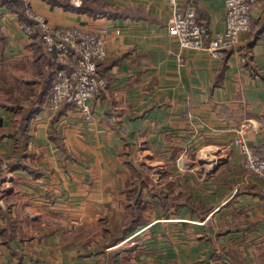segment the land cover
<instances>
[{
  "label": "crops",
  "instance_id": "obj_1",
  "mask_svg": "<svg viewBox=\"0 0 264 264\" xmlns=\"http://www.w3.org/2000/svg\"><path fill=\"white\" fill-rule=\"evenodd\" d=\"M250 1V30L215 56L168 33L166 0H30L54 26L105 29L109 86L86 118L48 107L57 57L0 0V264H264V175L233 143L264 156V0ZM187 5L205 43L224 31V0Z\"/></svg>",
  "mask_w": 264,
  "mask_h": 264
},
{
  "label": "built area",
  "instance_id": "obj_2",
  "mask_svg": "<svg viewBox=\"0 0 264 264\" xmlns=\"http://www.w3.org/2000/svg\"><path fill=\"white\" fill-rule=\"evenodd\" d=\"M30 23L20 21L22 30L28 36L39 33L46 51L57 57L63 66L52 84L48 107L57 110L67 104L79 110L86 118L92 117L88 100L109 86V80L99 73L100 63L107 57L103 33L105 29L93 32L80 26L58 27L48 18L35 11L29 0H21ZM173 10L168 33L177 39L181 47L207 49L215 56L236 45L240 35L251 28V1L224 0L225 29L208 36L207 28L198 22L195 8L187 5L181 9V0H166ZM100 13L97 16H103ZM247 124L243 126L246 127ZM243 156L244 165L250 171L264 175V156L256 153L241 133L233 139ZM200 162H208L209 150L201 149L196 154ZM191 160L187 152L177 158L180 168L189 167ZM214 162L206 166L213 169Z\"/></svg>",
  "mask_w": 264,
  "mask_h": 264
},
{
  "label": "trees",
  "instance_id": "obj_3",
  "mask_svg": "<svg viewBox=\"0 0 264 264\" xmlns=\"http://www.w3.org/2000/svg\"><path fill=\"white\" fill-rule=\"evenodd\" d=\"M48 3L52 5H58L68 10H75V11H85L90 13H95L99 11L98 7L92 6L91 4H86L80 2L76 6L71 3V0H46ZM8 2L16 3L19 9L20 14V20L25 23H30L31 20L27 17L25 13L24 6L22 4V1L20 0H8ZM109 12V11H108ZM36 36H39L41 38V35L39 33L36 34ZM226 52V51H225ZM56 58V57H55ZM57 59V58H56ZM58 60V59H57ZM59 70L62 69L61 63L58 61ZM101 64V63H100ZM123 235V231L115 230L111 233L112 241L116 240L118 237Z\"/></svg>",
  "mask_w": 264,
  "mask_h": 264
},
{
  "label": "rangeland",
  "instance_id": "obj_4",
  "mask_svg": "<svg viewBox=\"0 0 264 264\" xmlns=\"http://www.w3.org/2000/svg\"><path fill=\"white\" fill-rule=\"evenodd\" d=\"M29 1H30V0H29ZM31 7H32V5H31ZM32 8H33V7H32ZM33 9H34V8H33ZM34 10H35V9H34ZM35 11H36V10H35ZM195 161H196V162L199 161L198 158H197V156H196V160H195ZM209 162H210V161H209V159H208V162L205 161V162H203V164H204V165H207V164L209 165ZM213 166H214V165H213ZM181 169H182V168H181ZM184 169H185V168H183V170H184Z\"/></svg>",
  "mask_w": 264,
  "mask_h": 264
}]
</instances>
